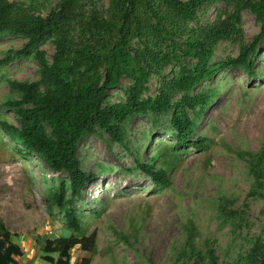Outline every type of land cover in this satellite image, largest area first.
Returning a JSON list of instances; mask_svg holds the SVG:
<instances>
[{
    "label": "rangeland",
    "instance_id": "1",
    "mask_svg": "<svg viewBox=\"0 0 264 264\" xmlns=\"http://www.w3.org/2000/svg\"><path fill=\"white\" fill-rule=\"evenodd\" d=\"M9 1L44 18L59 3ZM232 1L210 8L202 22L233 14ZM109 9L110 0H74L66 31L71 48L86 45L91 39L88 20L107 19ZM239 27L238 37L246 46L260 32L259 24L244 8ZM25 44L26 40L17 37L1 39L0 61ZM39 49L51 61L55 45L50 41ZM239 52L237 39L223 41L213 61L237 58ZM257 52L255 76L233 67L198 89H214L218 95L195 119L194 138H203L207 150L190 147L180 152L169 169L168 186H153L136 163V159L145 163L160 143H175L164 131L166 121L154 124L149 118L134 117L126 126L123 146L111 143L103 132L81 140L78 157L82 170L91 177L73 206L82 214L84 235L94 233L96 242L93 253L74 248L70 264H82V259H89V264H264V192L254 190V178L247 169L249 155L264 151V40ZM39 72L32 60H15L0 67V120L18 126L13 112L2 108L7 99H17L8 81L34 83L40 80ZM172 76V68L154 76L145 96H156ZM128 85L122 79L105 104L123 101ZM64 181H68L66 174L53 176L39 157L19 153L0 131V222L23 251L20 264H49L43 251L45 240L75 235L66 227L64 211L51 194ZM190 235L192 250L185 247Z\"/></svg>",
    "mask_w": 264,
    "mask_h": 264
},
{
    "label": "trees",
    "instance_id": "2",
    "mask_svg": "<svg viewBox=\"0 0 264 264\" xmlns=\"http://www.w3.org/2000/svg\"><path fill=\"white\" fill-rule=\"evenodd\" d=\"M229 1L110 0L107 19L91 17L87 22L91 39L82 48L73 49L66 31L74 0H59L45 18L29 13L18 3L0 0V40H26L22 50L10 51L0 61V67L15 60H32L40 70L37 82L8 81L17 99H7L2 108L13 112L18 126L0 120V131L19 153L35 154L53 176L64 173L68 178L51 194L56 206L64 211L66 227L75 235L46 239L43 251L47 263L70 264L71 251L76 247L89 253L95 250L96 235H84L82 214L73 206L91 177L82 170L78 157L84 137L103 132L111 143L123 146L127 141L126 126L134 117L149 118L154 124L166 121L164 131L175 143H160L145 163L136 159L137 167L157 188L170 184L169 169L176 164L180 152L190 147L207 150L203 138H194L195 119L218 95L214 89H198L233 67L255 76L253 61L258 56V44L264 40V0H233V14L202 22L210 8ZM243 8L260 26L249 46L238 37ZM232 39L240 43L239 56L214 62L217 46ZM50 41L55 53L48 61L39 47ZM168 68L173 69L172 78L156 96L146 97L152 78L163 75ZM122 79L129 81L124 100L105 104ZM159 158L164 160L157 165ZM263 158L264 151L258 156L250 154L247 165L254 178V190L261 194ZM67 194L69 199L65 198ZM190 236L185 247L192 250ZM22 257L21 247L11 241L0 222V264H20ZM89 263V259H82V264Z\"/></svg>",
    "mask_w": 264,
    "mask_h": 264
}]
</instances>
